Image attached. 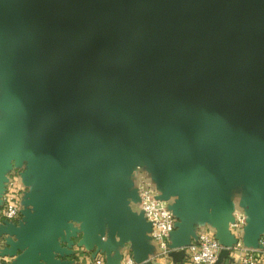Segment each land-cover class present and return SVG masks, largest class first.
<instances>
[{"label": "water", "instance_id": "obj_1", "mask_svg": "<svg viewBox=\"0 0 264 264\" xmlns=\"http://www.w3.org/2000/svg\"><path fill=\"white\" fill-rule=\"evenodd\" d=\"M0 45L10 50L0 63V196L11 162H26L24 203L35 207L19 229L0 228L19 238L10 254L29 249L17 264H54L69 219L109 259L106 230L147 259L152 226L128 208L139 200L126 160L137 144L159 163V199L179 197L175 248L197 240L195 221L208 214L220 244L235 246L229 174L252 192L244 243L262 246L264 0H0Z\"/></svg>", "mask_w": 264, "mask_h": 264}, {"label": "clouds", "instance_id": "obj_2", "mask_svg": "<svg viewBox=\"0 0 264 264\" xmlns=\"http://www.w3.org/2000/svg\"><path fill=\"white\" fill-rule=\"evenodd\" d=\"M12 169L6 174L7 184L5 186L6 192L0 196V202L3 205L6 202V210L0 211V228H7L9 225H15L19 229L22 223L25 222L24 213L35 212L33 204L25 205L24 197L31 192V186L26 185L23 180V173L27 171L28 164L25 162L20 167H17V162L13 160ZM20 170V174L16 175V170ZM131 181L133 187L137 190L139 200H130L128 208L137 217L142 216L144 221L151 224V231H146L145 235L149 239L152 246L155 248L154 254L150 253L147 259L137 261L134 258L132 249V242L124 243L123 247L119 250L120 259L118 264H178L170 253L185 251L186 254L191 256L193 264H217L219 253L221 250H230L232 248L226 245H221L216 238L217 229L211 224L205 222L202 225H194L196 237L202 242L201 247H187L182 246L179 248H171L170 234L177 231L175 225L181 221L170 210V206L174 205L179 199L177 195H171L168 199H159L162 196V191L159 189L157 183L154 181L149 170L145 169L142 165L137 164L131 172ZM243 197L241 194L236 193L232 198L233 211L231 215L234 222L229 224V232L235 238V247L238 251H232L231 256L237 264L244 261L248 264L244 257L247 256L251 249L244 243L245 229L248 223V216L246 209L242 206ZM211 209L209 212L211 213ZM23 217L20 220V217ZM173 218L177 221L174 223ZM20 220L19 223H15ZM71 228L62 230V235L57 237V245L60 250H54L52 253L54 264L64 261L65 255L61 250L69 249V242H72L71 251L88 250L87 245L82 244L85 239L86 233L83 231V221L76 219H69L67 221ZM107 229V225H106ZM210 229V230H209ZM75 230V234L73 233ZM101 243H107L111 234L106 230L103 234H98ZM67 237V240H65ZM196 237H193L192 240ZM117 244L120 243L121 237L119 234L114 237ZM11 240V244L8 241ZM19 243V238L14 233L4 231L0 233V264H17L22 256H24L29 249L22 248L12 252V246ZM259 243H264V233L259 238ZM129 249L131 251H129ZM93 256L88 259V264H108V253L99 249L98 245H94ZM113 257L116 252H112ZM38 264H48L44 258L38 259Z\"/></svg>", "mask_w": 264, "mask_h": 264}, {"label": "crops", "instance_id": "obj_3", "mask_svg": "<svg viewBox=\"0 0 264 264\" xmlns=\"http://www.w3.org/2000/svg\"><path fill=\"white\" fill-rule=\"evenodd\" d=\"M2 116H3V113L0 111V118ZM126 157H128L126 160L132 159L134 161L133 169L136 167L137 164H140L145 169L149 170L154 181L156 180V177H157L156 169H157L159 163L156 160L154 153H153L151 148H148L147 151H144L140 148L139 144H137L129 152L126 153ZM16 175H18V174H16ZM130 181H131V177H130ZM222 189H223V192H225L224 193L225 198L230 199L231 201H232L233 195L236 193L241 194L243 197V200L249 199L252 196V192L249 188L247 181H245L242 178L237 177L235 174H229L228 175L227 179L224 181V185H222ZM132 190L136 191V195L138 196L137 190L133 187V185H132ZM243 200H242V202H243ZM172 206H170V207H172ZM1 208H0V210H1ZM21 219H22V216L20 217V220ZM20 220H18L17 223ZM205 222H207V223L211 224L213 227H215L213 225V217L210 216L209 214L205 218L197 217V219L195 221V225H202ZM177 225L178 224H176V226ZM176 229H178V228L176 227ZM114 237H115V235H113V236L111 235L109 241L107 243H105L111 251V259H109V257H108V264H118V261L120 259L119 250H120V248L123 247L124 243L128 242V240L124 241L121 239L120 243L117 244L115 242ZM216 238H218V231H217ZM245 238L247 240L249 238L248 231H245L243 239H245ZM175 240H176V236H174L172 241H171L172 248H175L174 247ZM94 245H96V244H93L92 246H87L88 250H79V251H75V252H72L70 250L71 249V247H70L69 248L70 253L68 255H65L67 257L64 258L65 259L64 262H67L68 264H88V259L90 257L93 256V259L95 258V252H93ZM131 250L129 249V251H131ZM113 251L116 252L115 257H113V255H112ZM146 252H147V255H149L150 253L154 254V252H155V248L152 246V244L150 243L148 238H147V242H146ZM229 254H230V251H229ZM133 255H134V253H133ZM171 256L176 262H178V264H184L185 263V256H184L183 250H181L179 252H173V253H171ZM226 256H228V255L223 250L221 252V258L225 259ZM93 264H94V262H93Z\"/></svg>", "mask_w": 264, "mask_h": 264}, {"label": "built area", "instance_id": "obj_4", "mask_svg": "<svg viewBox=\"0 0 264 264\" xmlns=\"http://www.w3.org/2000/svg\"><path fill=\"white\" fill-rule=\"evenodd\" d=\"M3 210H6V202L2 206V208H1L0 211H3ZM173 221H174V223H177V221L175 220V218H173ZM15 223H17V221ZM175 228H176V225H175ZM174 232L175 231H173L170 234V240H171L172 234ZM201 245H202V242L199 241V238H197V240H193L191 242V244L188 245L187 247H192V246L201 247ZM222 251H223V249L221 250V252ZM229 251H230L229 257L226 258L225 260H223L222 262H220L221 252L219 253V259L217 261V264H237V262H235L233 260V258L231 256V252L232 251H238V249H236V247L233 246ZM170 255H171V253H170ZM185 255L186 256H185V263L184 264H193V262L191 260V256L186 254V250H185ZM244 260H247L248 264H264V243H262V246L259 247V248L251 249V251H249V253L247 254V256L244 257ZM239 264H244V261L242 260L241 262H239Z\"/></svg>", "mask_w": 264, "mask_h": 264}, {"label": "rangeland", "instance_id": "obj_5", "mask_svg": "<svg viewBox=\"0 0 264 264\" xmlns=\"http://www.w3.org/2000/svg\"><path fill=\"white\" fill-rule=\"evenodd\" d=\"M8 50L9 48L3 45H0V63H3V59L6 58V56L8 55ZM10 51V50H9ZM231 195V194H230ZM229 195V196H230Z\"/></svg>", "mask_w": 264, "mask_h": 264}]
</instances>
